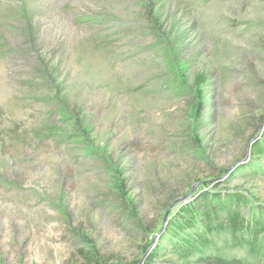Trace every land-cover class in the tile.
<instances>
[{
  "label": "rangeland",
  "instance_id": "374dc122",
  "mask_svg": "<svg viewBox=\"0 0 264 264\" xmlns=\"http://www.w3.org/2000/svg\"><path fill=\"white\" fill-rule=\"evenodd\" d=\"M263 137L264 0H0V264H138L205 191L264 209Z\"/></svg>",
  "mask_w": 264,
  "mask_h": 264
},
{
  "label": "trees",
  "instance_id": "16d2710c",
  "mask_svg": "<svg viewBox=\"0 0 264 264\" xmlns=\"http://www.w3.org/2000/svg\"><path fill=\"white\" fill-rule=\"evenodd\" d=\"M203 81L198 76L196 84L200 86ZM259 165H264V137L253 142L248 163L234 172H255L254 166ZM217 232L226 234V249L264 253V209L249 205L239 192H202L180 207L160 233L156 246L138 264H248L241 258L212 252ZM80 254L84 264H102L94 252Z\"/></svg>",
  "mask_w": 264,
  "mask_h": 264
},
{
  "label": "water",
  "instance_id": "95a60500",
  "mask_svg": "<svg viewBox=\"0 0 264 264\" xmlns=\"http://www.w3.org/2000/svg\"><path fill=\"white\" fill-rule=\"evenodd\" d=\"M166 225H167V221L164 222V227H163V229L166 227Z\"/></svg>",
  "mask_w": 264,
  "mask_h": 264
}]
</instances>
